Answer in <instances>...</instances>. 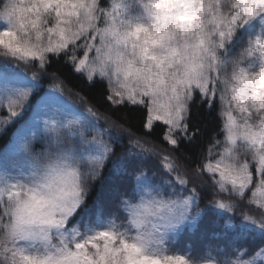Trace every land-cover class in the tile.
<instances>
[{
  "label": "snow or ice",
  "instance_id": "obj_1",
  "mask_svg": "<svg viewBox=\"0 0 264 264\" xmlns=\"http://www.w3.org/2000/svg\"><path fill=\"white\" fill-rule=\"evenodd\" d=\"M53 63L105 84L110 108H142L145 137L159 129L160 143L135 139L137 153L116 155L92 108L90 122L54 109L64 89ZM37 97L26 127L42 121L44 147L22 134L27 173L12 162L13 174L7 153L0 169V264H264V0H0L4 125ZM217 99L223 121L208 134L191 106L211 112ZM109 160L124 184L98 227L81 209ZM205 196L239 241L174 249Z\"/></svg>",
  "mask_w": 264,
  "mask_h": 264
},
{
  "label": "trees",
  "instance_id": "obj_2",
  "mask_svg": "<svg viewBox=\"0 0 264 264\" xmlns=\"http://www.w3.org/2000/svg\"><path fill=\"white\" fill-rule=\"evenodd\" d=\"M49 72H56L59 74V82L64 89L62 96L66 100L75 105L79 110L85 111L88 108H92L96 115L101 117L97 123L102 129L113 134L115 138L114 150L116 155L129 152L133 154L137 153L139 149L135 147V139L147 138L153 143H160L159 129L155 134L145 137V130L141 127L142 117L144 116L142 108H110L108 106L104 100V95L107 91L105 84H97L95 87H89L83 79L70 70V67L55 63L50 66ZM28 74L31 75L30 72ZM49 83H51V81L45 84V90H47ZM38 100L39 97L31 101L30 108L23 114V119H19L10 126L4 134L0 135V152L11 142L19 128L27 123ZM221 109L222 105L219 99L215 101V106L211 112H208L203 106L198 108L194 101L191 106L192 121L193 123L199 124L208 134H211L213 130L221 126L223 121V116L219 115ZM104 117H108L113 122L118 123L122 128L126 129V131L121 133L118 129L110 130ZM129 133L132 134L131 139L129 138ZM220 138L223 140V135H221ZM201 147H208V145L203 144ZM114 158L115 157H113V159ZM211 158L214 159L216 157L213 155ZM129 159H131V157H129ZM114 171L113 163L110 162L103 171L102 180L98 179L95 183H91V192L87 198L86 204L81 209L82 214L85 212L86 208H89L97 201L102 189L109 179V174ZM123 184L124 182L120 180L119 184L117 180V184H115L116 189ZM199 204L200 208L204 209V216L200 221V225H202L213 208L208 207L209 200L206 196L200 200ZM236 215L239 216L240 213L237 212Z\"/></svg>",
  "mask_w": 264,
  "mask_h": 264
},
{
  "label": "rangeland",
  "instance_id": "obj_3",
  "mask_svg": "<svg viewBox=\"0 0 264 264\" xmlns=\"http://www.w3.org/2000/svg\"><path fill=\"white\" fill-rule=\"evenodd\" d=\"M110 3V0H109ZM57 96H60L59 93H56ZM31 101L29 106L27 107L26 111L30 108ZM40 99L36 102L32 113L27 121L26 124L21 126L19 130L13 136L11 142L4 147L0 152V169H3L5 166L4 156L7 153L8 156V163H9V170L16 174L17 169L11 168L10 165L12 162H19L18 166L27 173V167L23 163V144L20 142L19 137L23 134L25 136L30 135L31 131H35L37 136L36 139L32 142V147L34 150L39 151L44 147L43 140H42V130H43V123L42 121L38 122L32 129L26 127L27 125L31 124L32 118L35 115V112L39 108ZM54 109H58L61 113L66 114L70 118L80 119L85 122H90L93 120V117L89 115L88 111L79 110L75 105L70 103L66 100L63 96L58 99L54 104ZM25 111V112H26ZM5 110L0 109V135L4 134L7 129L12 126L15 122L10 123L8 125H4L3 116ZM97 128L96 130L101 133H108L113 138V134L102 129L100 125L96 121ZM95 134V132H94ZM107 139V136L105 137ZM115 139V138H114ZM114 148V144H113ZM111 162V160L105 163V167ZM113 168L115 169L114 165ZM103 169V171H104ZM102 171V174H103ZM98 180V179H97ZM97 180L92 181L95 183ZM120 184L119 177L116 174V171L111 172L109 174V179L105 184L100 196L98 198L99 203L95 202L89 208H86L85 212L83 213V217L85 221H91L98 227H104L106 225V218L111 216L115 209L114 204V196L116 192L115 184ZM124 182L123 180H121ZM91 192V190H90ZM89 192V194H90ZM216 209H212L210 214H208L207 219L200 225V221L204 214L197 220V222L193 224H185L178 233L175 234L173 237L175 243L172 247L180 252L190 251L194 256H201L204 255L206 250L209 246L218 249L227 248L229 245H232L234 242L239 241L240 237L236 233L234 229H228L224 226V222L226 216H222L220 219L219 224L215 223L217 220L216 217ZM102 217L104 219L97 220V217ZM119 223V220L117 221ZM221 234V235H218ZM191 246V247H189Z\"/></svg>",
  "mask_w": 264,
  "mask_h": 264
}]
</instances>
